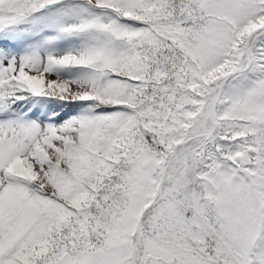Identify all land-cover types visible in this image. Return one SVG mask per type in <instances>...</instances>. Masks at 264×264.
Instances as JSON below:
<instances>
[{"label": "snow or ice", "instance_id": "snow-or-ice-1", "mask_svg": "<svg viewBox=\"0 0 264 264\" xmlns=\"http://www.w3.org/2000/svg\"><path fill=\"white\" fill-rule=\"evenodd\" d=\"M0 264H264V0H0Z\"/></svg>", "mask_w": 264, "mask_h": 264}]
</instances>
